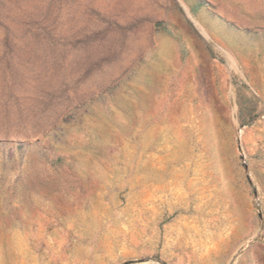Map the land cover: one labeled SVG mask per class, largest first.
Masks as SVG:
<instances>
[{
    "label": "rangeland",
    "instance_id": "obj_1",
    "mask_svg": "<svg viewBox=\"0 0 264 264\" xmlns=\"http://www.w3.org/2000/svg\"><path fill=\"white\" fill-rule=\"evenodd\" d=\"M0 264H264V0H0Z\"/></svg>",
    "mask_w": 264,
    "mask_h": 264
}]
</instances>
